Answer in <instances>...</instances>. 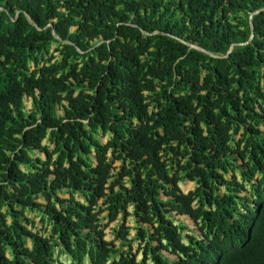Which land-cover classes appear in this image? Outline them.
Instances as JSON below:
<instances>
[{
  "label": "trees",
  "instance_id": "1",
  "mask_svg": "<svg viewBox=\"0 0 264 264\" xmlns=\"http://www.w3.org/2000/svg\"><path fill=\"white\" fill-rule=\"evenodd\" d=\"M0 264H264V0H0Z\"/></svg>",
  "mask_w": 264,
  "mask_h": 264
},
{
  "label": "rangeland",
  "instance_id": "2",
  "mask_svg": "<svg viewBox=\"0 0 264 264\" xmlns=\"http://www.w3.org/2000/svg\"><path fill=\"white\" fill-rule=\"evenodd\" d=\"M26 105H27V108L30 106V100L28 98H26ZM116 165H118V163H116ZM194 186H195L194 183L189 182V181L188 182H181L180 183V188L184 192H187L188 190L194 188ZM27 214L29 216L34 217L35 227L36 228H40L41 227V223H40V220H39L40 219L39 215H36L34 212H27ZM120 217L121 216H119V219L115 220L114 222H111L109 224V226L105 229V233H106V236L105 237H106L107 240H111V239L114 238L113 233H112V229H113L114 226L117 225V223L120 222V219H121ZM175 218H180L185 224L188 225V229H190L192 232H194L196 234L199 233L198 232V229H197V226L195 225V223L188 216L175 215ZM126 224L127 225H133V220L131 218H128ZM133 233H134V231L131 230L130 231V235H133ZM116 243H118V241H116ZM134 247L136 248V244H134ZM167 255H169V254H167ZM169 256L171 257L172 255H169ZM137 258L138 259L141 258V254L140 253L137 256Z\"/></svg>",
  "mask_w": 264,
  "mask_h": 264
}]
</instances>
